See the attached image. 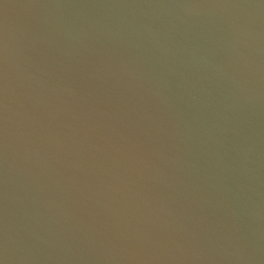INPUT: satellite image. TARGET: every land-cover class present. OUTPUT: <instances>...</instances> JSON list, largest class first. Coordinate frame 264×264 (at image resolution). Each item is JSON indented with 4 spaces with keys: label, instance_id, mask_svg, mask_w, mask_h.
<instances>
[{
    "label": "water",
    "instance_id": "1",
    "mask_svg": "<svg viewBox=\"0 0 264 264\" xmlns=\"http://www.w3.org/2000/svg\"><path fill=\"white\" fill-rule=\"evenodd\" d=\"M0 264H264V0H0Z\"/></svg>",
    "mask_w": 264,
    "mask_h": 264
}]
</instances>
